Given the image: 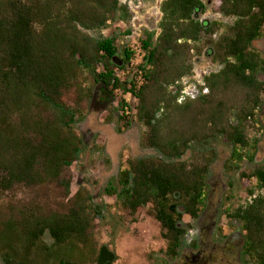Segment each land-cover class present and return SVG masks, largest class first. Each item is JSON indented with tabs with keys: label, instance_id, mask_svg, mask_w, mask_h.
<instances>
[{
	"label": "trees",
	"instance_id": "obj_1",
	"mask_svg": "<svg viewBox=\"0 0 264 264\" xmlns=\"http://www.w3.org/2000/svg\"><path fill=\"white\" fill-rule=\"evenodd\" d=\"M122 1L0 0V193L58 182L70 196L64 175L87 145L76 129L83 104L68 106L65 92L79 87L82 102L99 113L109 109L117 91L131 94L138 100L137 121L148 129L144 146L155 155L130 159L104 192L132 215L151 205L147 213L161 226L166 256L175 260L193 228L184 216L196 221L206 207L215 162L211 142L225 138L233 162L255 161V154L243 152L257 150L247 138V123L264 95V56L254 48L264 35V0H221L222 16L234 23L217 41L221 25L202 19L211 0H165L160 32L146 31L142 41L140 85L118 77L136 52L121 48L116 35H102L131 21ZM204 39L206 57L223 68L206 78L209 95L179 104L171 87L193 74L192 53ZM128 109L123 102L120 119L129 118ZM188 153L196 154L185 159ZM251 177L264 192V160ZM78 198L68 213L20 208L0 220V264H90L81 250L103 207ZM234 216L245 232L242 263L264 264V195Z\"/></svg>",
	"mask_w": 264,
	"mask_h": 264
},
{
	"label": "rangeland",
	"instance_id": "obj_2",
	"mask_svg": "<svg viewBox=\"0 0 264 264\" xmlns=\"http://www.w3.org/2000/svg\"><path fill=\"white\" fill-rule=\"evenodd\" d=\"M164 1L141 0L138 14H133L129 23L113 24L102 32L103 36L116 35L121 48L128 47L136 52L131 65L125 71H118L122 81L142 83V72L138 71L144 58L142 41L146 31L160 32L159 11ZM220 7L221 0H211L207 13L202 16L203 20L221 25L214 41L227 33L234 23L233 18L222 16ZM90 35L99 36L97 33ZM207 47V39L195 46L191 58L195 70L201 71L213 61L205 55ZM254 48L264 56V35L254 43ZM82 81L85 87L90 88L89 81ZM79 101L84 108L76 129L85 139L87 149L64 175L66 180L71 181L70 196L58 182L37 187L19 185L10 192L0 193V220H5L20 208H35L45 215L68 213L79 195V200L92 198L94 205L103 207L102 217L94 222L89 245L81 250L90 264H98L103 247L115 254L112 264H244L240 259L243 225L234 215L255 197L264 195L257 180L251 177L264 160V95L255 119L247 123V138L251 144L257 142V150L246 149L243 154H255L254 162L247 157L242 162H233V148L225 138L211 142L209 147L215 162L210 168L206 207L196 221L184 216V222L192 224L193 228L186 236V247L175 260L166 256L167 243L162 238L161 226L147 213L151 205L140 214L132 215L117 204L116 197H109L104 192L113 179L128 169L130 159L155 155L153 150L144 146L148 129L137 121L138 100L131 94L117 91L109 109L99 113L82 102L79 87L74 86L65 92L64 102L68 106L74 108ZM123 102L129 106L127 120L120 119ZM128 124L130 127H127ZM198 148L201 146L197 145ZM195 154L188 153L185 159ZM232 164L239 168L230 169Z\"/></svg>",
	"mask_w": 264,
	"mask_h": 264
},
{
	"label": "built area",
	"instance_id": "obj_3",
	"mask_svg": "<svg viewBox=\"0 0 264 264\" xmlns=\"http://www.w3.org/2000/svg\"><path fill=\"white\" fill-rule=\"evenodd\" d=\"M122 3L128 7L132 15H137L142 5L141 0H124ZM159 14L161 22V10L159 11ZM135 20L136 17L134 16L133 21ZM222 68L223 66L221 64L210 61V64L201 71L194 69L191 76L185 77L181 81H178L174 86L171 87V90L174 93H179L178 103L184 104L187 102L196 101L204 96L209 95L210 90L206 85V78L212 74H217L222 70Z\"/></svg>",
	"mask_w": 264,
	"mask_h": 264
},
{
	"label": "water",
	"instance_id": "obj_4",
	"mask_svg": "<svg viewBox=\"0 0 264 264\" xmlns=\"http://www.w3.org/2000/svg\"><path fill=\"white\" fill-rule=\"evenodd\" d=\"M115 254H113L107 247H103L100 251L98 264H112L115 261Z\"/></svg>",
	"mask_w": 264,
	"mask_h": 264
},
{
	"label": "flooded vegetation",
	"instance_id": "obj_5",
	"mask_svg": "<svg viewBox=\"0 0 264 264\" xmlns=\"http://www.w3.org/2000/svg\"><path fill=\"white\" fill-rule=\"evenodd\" d=\"M244 232V231H243ZM244 235H245V232H244ZM238 236L236 235V238H237ZM239 238V237H238ZM243 245H244V236H243ZM243 245H242V249H243ZM242 249H241V253H242ZM241 253H240V259H241ZM241 262H242V259H241Z\"/></svg>",
	"mask_w": 264,
	"mask_h": 264
}]
</instances>
